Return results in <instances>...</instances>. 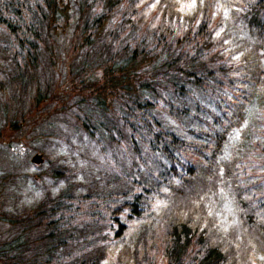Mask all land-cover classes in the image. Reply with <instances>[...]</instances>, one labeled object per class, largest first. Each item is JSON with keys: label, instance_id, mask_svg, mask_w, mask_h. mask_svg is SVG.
I'll return each instance as SVG.
<instances>
[{"label": "trees", "instance_id": "1", "mask_svg": "<svg viewBox=\"0 0 264 264\" xmlns=\"http://www.w3.org/2000/svg\"><path fill=\"white\" fill-rule=\"evenodd\" d=\"M7 93L20 107L0 104V124L60 101L42 138L68 114L103 169L84 187L54 165L57 190L26 211L10 195L0 264H264V0H0ZM156 202L150 256L140 224Z\"/></svg>", "mask_w": 264, "mask_h": 264}, {"label": "rangeland", "instance_id": "2", "mask_svg": "<svg viewBox=\"0 0 264 264\" xmlns=\"http://www.w3.org/2000/svg\"><path fill=\"white\" fill-rule=\"evenodd\" d=\"M59 57H61V54ZM59 62H61L58 64L60 65L59 68L54 66V72L59 75L56 87L58 90H63L66 89V86L69 88V81L63 77L61 70L65 69V67L62 66L65 64L69 65V62H62V59ZM40 64V72L43 74L44 78H49L50 75L48 72L49 70L47 62L43 60ZM39 87L42 88V86ZM1 97L0 104H5L6 102V104L10 106V110H16L20 107V105L17 104L21 99H18L19 101L13 102L12 105V99L15 100V97H13L10 93H7V96L1 95ZM51 101L52 100L46 104H40L36 108H32L30 112H26L25 116L21 118V122L19 119L15 121L18 128L11 126L12 123L10 122H6V124H0V196H2L0 197V209L1 207H9L8 201L10 195H16L14 204L17 205L19 210L23 209L21 208V205L22 207H26V209L23 211L32 208L33 203L40 205L41 202L45 201L47 197H51L52 193L58 188L57 183H55L54 180L53 182L51 180L52 169L54 168V165L60 166L61 168H67V176H69V165L71 166V170H81L83 172V181L77 180V183L79 185L83 183L84 187L89 186L90 182L88 178H91L92 173L95 174L98 170L103 169V164L100 162L101 160L99 157H97L96 150L92 146L93 143L87 141L86 139H81L77 134H74L72 130H69V125L62 124V120L69 119L68 114L64 118H58V121L53 122L55 128L51 129L52 132L48 131L46 137L42 138V132L45 131H41L44 118L47 119V115H52V117H55V111L61 106V104H59L60 101L56 100L54 103ZM67 102L69 105V101ZM31 106L32 105H29L27 108ZM6 119H9V116H7ZM47 130L49 129L47 128ZM32 139H34L33 142L31 141ZM37 139L40 140L36 142ZM106 152L110 157L115 155L114 151L109 148L106 150ZM38 154H41L42 162H39V164L36 165L34 164L35 162L32 163L31 161L32 158ZM119 156L120 153L117 152L115 161L119 160ZM193 161H195V159H193ZM121 163L126 165L127 158L123 156ZM125 171L128 174L136 172L131 168L126 169ZM6 175L9 176V179L11 180L10 184H6V182L4 184L2 183V180ZM48 178L49 180H47ZM67 180L69 181V179ZM6 181L8 182L7 179ZM107 181L111 183V185H109L111 188H122L120 181L118 183L115 182L113 176H111ZM2 185H5V187L1 188ZM40 185H45V188L42 189ZM64 185L65 187H68L64 182L60 183V186ZM3 196H5L4 199ZM44 196H46V198ZM158 207L159 203L156 202V205H154L152 209L149 210L150 213L148 214V217L144 218L143 222L140 224V230L142 231L140 238L142 239L143 244L146 240L149 241V246H151V249L150 252L148 251V255L150 256L153 254L159 256L158 252L160 250V244L157 245L156 248L154 247V245L156 246L157 244L155 239L159 235L160 230H162L161 223L157 218ZM87 209L88 208L84 206V210L87 211ZM87 216L88 215L85 216L86 219H88ZM2 223L3 222H0V240L4 239L2 231L8 228V226L2 227ZM66 229L67 230L65 234H68L69 227H66ZM31 236L38 237L39 232L33 229ZM109 240L110 239L102 238L101 242H108ZM65 251L66 249H63L61 253L63 254ZM148 262H150V260H148ZM22 264L43 263L24 262Z\"/></svg>", "mask_w": 264, "mask_h": 264}, {"label": "water", "instance_id": "3", "mask_svg": "<svg viewBox=\"0 0 264 264\" xmlns=\"http://www.w3.org/2000/svg\"><path fill=\"white\" fill-rule=\"evenodd\" d=\"M32 161L35 162V163H39V162H41V155H36V156L33 158Z\"/></svg>", "mask_w": 264, "mask_h": 264}, {"label": "bare ground", "instance_id": "4", "mask_svg": "<svg viewBox=\"0 0 264 264\" xmlns=\"http://www.w3.org/2000/svg\"><path fill=\"white\" fill-rule=\"evenodd\" d=\"M17 113V112H16Z\"/></svg>", "mask_w": 264, "mask_h": 264}]
</instances>
